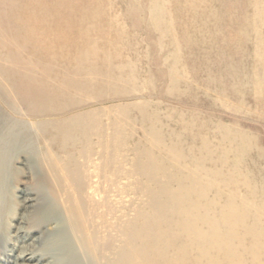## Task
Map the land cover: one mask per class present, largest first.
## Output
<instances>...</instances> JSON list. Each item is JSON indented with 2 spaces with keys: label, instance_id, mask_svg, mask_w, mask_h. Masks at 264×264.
Wrapping results in <instances>:
<instances>
[{
  "label": "bare ground",
  "instance_id": "1",
  "mask_svg": "<svg viewBox=\"0 0 264 264\" xmlns=\"http://www.w3.org/2000/svg\"><path fill=\"white\" fill-rule=\"evenodd\" d=\"M149 13L166 37L160 0ZM4 18L0 45L16 52L0 56V174L15 151L36 161L39 135L59 195L43 199L53 230L22 246L14 264H48L47 254L51 264H264V164L247 165L252 151L264 162V148L252 136L205 129L198 115L164 106L160 99L180 93L177 81L154 94L150 75L152 90L140 91L131 62L100 74L83 55L49 86L7 38ZM22 217L17 235L27 232Z\"/></svg>",
  "mask_w": 264,
  "mask_h": 264
},
{
  "label": "rangeland",
  "instance_id": "2",
  "mask_svg": "<svg viewBox=\"0 0 264 264\" xmlns=\"http://www.w3.org/2000/svg\"><path fill=\"white\" fill-rule=\"evenodd\" d=\"M152 1L9 0L0 6V14L5 16L4 28L12 29L7 38L18 43L20 57L49 86L68 77L83 55H89V63L100 74L131 62L140 91L149 87L151 76L154 94L166 90L174 79L180 91L177 96L154 98L164 106L198 115L205 129L229 126L264 148V0H160L168 23L162 39L149 25ZM15 52L11 45H0V56ZM129 117L134 120L136 115ZM133 126L139 128L138 123ZM32 139L39 154L36 161L24 151H15L2 165L0 264H14L22 246L33 244L46 229L53 230L51 223L44 224L47 203L43 199L51 195L57 200L59 195L48 184L41 136L33 134ZM249 157L250 168L253 161L263 166L255 152ZM122 183L121 187L127 184ZM29 197L35 198L33 207L25 203ZM26 212L27 232L17 235ZM47 255L51 264L54 256Z\"/></svg>",
  "mask_w": 264,
  "mask_h": 264
}]
</instances>
